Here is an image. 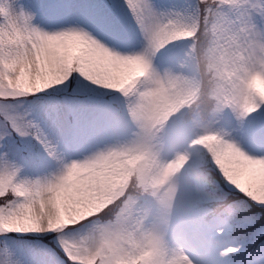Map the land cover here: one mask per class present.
I'll use <instances>...</instances> for the list:
<instances>
[{
    "label": "snow or ice",
    "instance_id": "1",
    "mask_svg": "<svg viewBox=\"0 0 264 264\" xmlns=\"http://www.w3.org/2000/svg\"><path fill=\"white\" fill-rule=\"evenodd\" d=\"M0 264H264V0H0Z\"/></svg>",
    "mask_w": 264,
    "mask_h": 264
}]
</instances>
